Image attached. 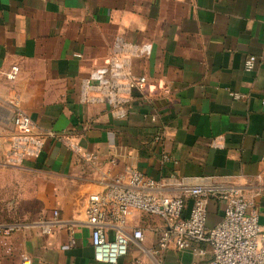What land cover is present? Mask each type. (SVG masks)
<instances>
[{
	"label": "crops",
	"instance_id": "1",
	"mask_svg": "<svg viewBox=\"0 0 264 264\" xmlns=\"http://www.w3.org/2000/svg\"><path fill=\"white\" fill-rule=\"evenodd\" d=\"M143 42L150 54H132ZM115 53L130 56L148 87L111 111L81 92L92 68ZM13 65L19 71L9 80ZM18 109L36 132L53 135L34 155L10 151ZM131 169L162 179L153 190L161 194L198 181L236 190L264 231V0H0V188L12 210L0 225L53 210L59 219L50 234L36 227L0 234V264H104L93 259L84 224L87 195ZM223 209L209 200L207 227ZM161 226L133 211L127 228H140L143 239L131 241L118 264L210 257L209 248L202 256L159 248Z\"/></svg>",
	"mask_w": 264,
	"mask_h": 264
},
{
	"label": "built area",
	"instance_id": "2",
	"mask_svg": "<svg viewBox=\"0 0 264 264\" xmlns=\"http://www.w3.org/2000/svg\"><path fill=\"white\" fill-rule=\"evenodd\" d=\"M133 48L132 54L148 56L152 45L143 42L133 45ZM129 59V55L115 53L104 63L93 67L83 80L81 99L90 103H104L111 111H117L131 100L133 91L146 90V77L133 74ZM255 60L254 56L248 57L245 69L251 70ZM18 71L17 65L11 66L6 77L14 80ZM163 92L168 94L169 89L164 88ZM11 121L17 130L10 144L12 153L34 155L45 139L53 136L36 132L31 118L19 109ZM163 160H168V157L163 155ZM161 181L131 169L115 175L102 192L87 195L84 224L90 228L95 261L118 264L127 254L131 241H142L143 231L140 228H127L128 217L137 211L157 217L162 222L157 242L161 249L172 245L177 250L190 249L194 255L202 256L209 248L210 257L202 264H264V231L258 224L256 209L240 192L198 181L182 185L179 195H167L153 191ZM211 198L223 201L224 209L221 220L209 228L206 220ZM188 203V213L184 215ZM57 225L58 211L53 210L48 218L0 225V234L9 235L28 227H36L41 233L50 234ZM110 229L111 236L108 235ZM73 244L74 240L70 238L66 247ZM131 264L140 263L135 261Z\"/></svg>",
	"mask_w": 264,
	"mask_h": 264
},
{
	"label": "rangeland",
	"instance_id": "3",
	"mask_svg": "<svg viewBox=\"0 0 264 264\" xmlns=\"http://www.w3.org/2000/svg\"><path fill=\"white\" fill-rule=\"evenodd\" d=\"M7 203L8 198L0 188V223H3L4 220H10L12 210L9 209L10 206Z\"/></svg>",
	"mask_w": 264,
	"mask_h": 264
}]
</instances>
